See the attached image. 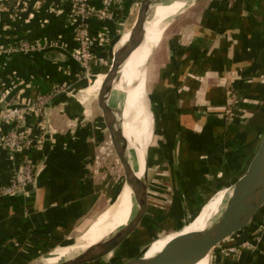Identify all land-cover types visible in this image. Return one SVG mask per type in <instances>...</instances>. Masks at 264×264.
<instances>
[{
  "label": "crops",
  "instance_id": "1",
  "mask_svg": "<svg viewBox=\"0 0 264 264\" xmlns=\"http://www.w3.org/2000/svg\"><path fill=\"white\" fill-rule=\"evenodd\" d=\"M5 1L0 0V47L26 38L53 40L67 54L77 49L68 0H18L16 5ZM89 1L94 9L103 4V0ZM136 1L112 0V20H87L92 33H104L91 47L102 70L132 26L127 27V17ZM252 7L251 0H206L177 32L163 38L170 21L151 54L157 50L150 72L157 73L154 98L161 104L160 125L166 140L161 157L152 165L158 169L154 178H170L172 194L180 196L182 210L190 218L226 187H222L225 180L243 174L264 134V34L253 30ZM77 70L78 64L70 58L53 61L0 52V77L14 86L9 97L31 101L41 87L37 79L52 81L50 89L57 83L67 87L46 108L44 125H37L33 116L28 120L45 132L41 150H23L16 156L0 150V186L25 162L33 165L35 174L28 188L0 196V264H23L22 249L68 236L105 211L97 215L105 189L93 174V143L101 136L103 122L95 116L91 104L95 99L87 104L80 100L78 84L89 79L76 77ZM230 86L237 87L245 101L228 120L221 108ZM3 103L0 96V106ZM262 222L264 213L248 232L234 236L232 242L238 243L231 245L251 238ZM234 255L233 261L225 258L227 263L264 264V232L255 249H239Z\"/></svg>",
  "mask_w": 264,
  "mask_h": 264
},
{
  "label": "rangeland",
  "instance_id": "2",
  "mask_svg": "<svg viewBox=\"0 0 264 264\" xmlns=\"http://www.w3.org/2000/svg\"><path fill=\"white\" fill-rule=\"evenodd\" d=\"M205 1L206 0H196L190 7L186 8L184 11L178 13L175 17H173L170 23L171 24L170 28L168 30L166 29L163 33V38L173 34V32H177L182 27L181 24L185 23V21L192 14L196 15V13L204 5ZM139 2L140 0H137L136 4L133 5V7L130 9V12L128 13L127 27L133 25L135 21ZM263 34H264V29H263ZM156 52L157 50L154 51L153 55H150L151 56L150 62L148 61L150 56L147 59L148 72H147L145 92H144L146 109L150 113V120H151L150 136L148 139L149 141L145 147L144 155H143L144 164H145V175H143V181L145 182L146 190H147V213L144 219L142 220V222L135 229V231L121 245H119L112 252L101 257L100 259H97L92 262H87L84 264L124 263L129 258L136 255L139 251L148 247V245H150L151 243L153 244L151 246L152 248L153 246L160 244L166 239H169L170 237L179 234L184 226L189 224L191 220H194L201 213V211L204 209L206 205L205 203H207L209 200H212L213 197L216 196L217 192H215L211 197L205 200L204 202L205 205L201 204L202 206L200 207L202 208L199 210V212H197L194 218L192 217L190 218L187 212L185 214H182L184 212H182V207L180 205L181 203L179 199L177 204L176 201L175 202L172 201L171 198L175 197L172 193L175 190L174 187L171 186V184L169 183L170 178H154L158 169L152 165L156 164L157 161L159 160V157H161L162 147L166 143L163 133L161 132L162 125H160L159 114L161 112V104L154 98L155 95H157L156 88L154 86V83L156 82L155 80L157 78V73L150 72V65L151 62L154 61ZM110 65H111V60L109 59V64L105 66L107 67L106 71L108 70ZM95 74H99V73L97 72L91 74L90 78ZM90 78L88 82H84L83 83L84 85L82 84L83 86L78 88V89H82L80 92V100L83 101L85 104H87L88 101L95 99L97 91L99 89V87L90 89L91 88V85L89 84L91 80ZM91 104L95 110V113L97 114L95 116H97V118L99 120H102L103 122L101 111L99 108H97L96 105L97 104L96 100L95 101L93 100ZM101 130H102L101 136L98 137L97 140H95L93 143L95 158H96L93 174L95 175V178H100L99 182L102 183V186L105 189L104 203L102 204L101 210L97 215H99L104 210L106 211L108 207L116 203L117 204L119 203V208H120L124 203V200L127 195V184L125 182L123 170L115 154L114 148L111 144L109 133L105 127L104 122ZM101 147L104 148L101 149ZM234 179L225 180L226 182L222 184V187L227 185L232 186L236 182V179L235 180ZM117 199L120 200L118 201ZM105 211L103 212V214L105 213ZM261 213L264 212L261 211L260 213H258L257 217L253 220V222L257 221L258 217L261 216ZM103 214L101 213L98 217L96 215L97 219ZM92 221L93 220L89 221L88 223L85 222L80 227H78V229L74 230L72 233L67 234L68 236H64L61 239L51 240V242H47L43 244V246H40L38 243L30 244L28 248L26 247V250L24 249L21 250L25 252V260L23 261L21 260V261L23 262V264L38 262L42 258L45 259L46 257L50 256L51 253H53L60 247L77 243V239L81 236L82 233H84L87 230L88 226ZM249 227H251V224ZM249 227L248 228L246 227V229L243 230L240 233V235H244L246 232H248ZM237 235L238 233L234 236ZM234 236H232L224 243L217 245L210 251L208 257V264H230V262L227 263L225 258L228 259L229 261H233V258L235 257L234 254H231V257L228 256L229 258L227 256L220 254L223 252L224 248H228V246L233 244L232 241L234 239L232 238ZM167 243H165L164 247L166 246ZM218 257L220 259H218Z\"/></svg>",
  "mask_w": 264,
  "mask_h": 264
},
{
  "label": "water",
  "instance_id": "3",
  "mask_svg": "<svg viewBox=\"0 0 264 264\" xmlns=\"http://www.w3.org/2000/svg\"><path fill=\"white\" fill-rule=\"evenodd\" d=\"M157 0H140L137 14L130 28V37L121 57L114 51L111 65L104 73L95 100L101 111L102 119L109 133L111 144L122 167L126 184L137 204V212L133 220L107 242L81 252L60 262L44 261L30 264H84L109 254L121 245L138 227L147 213V190L145 182L140 180L130 162L121 128V114L114 115L105 104V95L114 82L120 78V69L130 54L141 44L144 25L148 11ZM37 55L53 61H65L70 54L56 47L45 48L37 52L25 53ZM264 204V134L249 160L243 174L233 184L232 194L220 218L208 230L198 235L183 238L188 232L181 234L176 240L167 244L152 257L145 256L148 247L139 251L122 264H192L208 255L210 251L243 231Z\"/></svg>",
  "mask_w": 264,
  "mask_h": 264
},
{
  "label": "bare ground",
  "instance_id": "4",
  "mask_svg": "<svg viewBox=\"0 0 264 264\" xmlns=\"http://www.w3.org/2000/svg\"><path fill=\"white\" fill-rule=\"evenodd\" d=\"M196 0H157L151 5L144 25L141 44L130 54L120 69V78L114 82L105 95V104L114 114H121V128L127 153L138 178L143 181L145 175L144 150L150 136V113L146 109L145 85L147 78V59L157 46L162 32L178 13L190 7ZM124 32V31H123ZM130 37V30L124 32L115 51L121 57ZM149 61V60H148ZM104 74H95L89 84L90 89L100 87ZM88 84V86H89ZM152 144V143H151ZM123 190V189H122ZM233 185H227L217 191L216 196L209 200L201 213L183 227L179 234L153 246L148 245L145 256L152 257L160 252L165 243L176 240L181 234L188 232L183 238H189L205 232L223 213L232 194ZM122 192V191H121ZM121 196V195H120ZM119 197V196H118ZM117 197V198H118ZM118 200V199H117ZM120 200V199H119ZM118 200V201H119ZM137 212V204L127 185V195L119 208V203L108 207L105 213L96 219L77 239V243L60 247L50 254L44 262L55 263L85 252L113 238ZM166 244V245H167ZM209 254L192 264H208ZM40 260V261H41Z\"/></svg>",
  "mask_w": 264,
  "mask_h": 264
},
{
  "label": "built area",
  "instance_id": "5",
  "mask_svg": "<svg viewBox=\"0 0 264 264\" xmlns=\"http://www.w3.org/2000/svg\"><path fill=\"white\" fill-rule=\"evenodd\" d=\"M70 3L69 18L74 23V39L77 42V49L70 54L71 58L78 64L76 77H86L92 73V66L97 63L96 53L91 50L93 42L100 40L101 32L96 34L87 22L88 19L94 18L100 22L113 19L112 0H103L100 9H94L89 0H68ZM108 40V39H107ZM102 41L100 42V44ZM57 47V42L53 40H29L26 38L17 39L12 44L0 47V52L4 53H29L44 50L45 48ZM14 88L8 85L0 77V96L4 102L0 106V150L11 156H16L23 150L37 149L41 150L45 142V132L40 128H34L28 123L30 117L37 119V125H44V115L46 108L51 104L54 97L60 92H65L66 86L55 84L48 93L36 94L31 97V101L21 102L19 96H8V93ZM237 87L230 86L227 89V101L222 106V111L228 120H231L241 109L239 103L245 99L242 94L237 93ZM227 120V121H228ZM37 127V126H36ZM34 167L30 162H25L22 167L13 172L10 181L0 186V196L15 194L28 188L34 183ZM264 232V222L260 224L257 232L241 242L238 245H230L224 248L221 255L229 256L236 254L241 249H255L262 241ZM253 237V238H252Z\"/></svg>",
  "mask_w": 264,
  "mask_h": 264
},
{
  "label": "trees",
  "instance_id": "6",
  "mask_svg": "<svg viewBox=\"0 0 264 264\" xmlns=\"http://www.w3.org/2000/svg\"><path fill=\"white\" fill-rule=\"evenodd\" d=\"M251 1H253V7H255V8H253V9H251V11H250V13L251 14H253V15H255V22H252L251 23V25L254 27V29L253 30H260V31H262L263 32V29H264V1L263 0H251ZM17 2H18V0H6L5 1V4H8V5H16L17 4ZM261 17V18H260ZM250 19H252V18H250ZM259 19V20H258ZM253 20V19H252ZM251 20V21H252ZM97 72H103V73H105L106 72V68H105V70H102V68H101V66L100 65H97V64H94L93 66H92V73H97ZM37 81H39L40 83V89L38 90V91H36V92H38V93H41V94H44V93H48L51 89H50V87H51V85H52V81H46V82H43V81H41V80H38L37 79ZM84 82H86V81H82V82H80L78 85V87L77 88H80V87H82L84 84ZM83 84V85H82ZM37 94V93H36ZM35 96V94H33V97ZM180 198V196L179 195H177V196H175V198H174V202L176 201V204L178 203V199ZM180 201V200H179ZM178 209V208H177ZM180 209V208H179ZM260 212L261 211H263L264 212V204L261 206V208H260V210H259ZM182 212H183V210H182ZM258 213L259 212H257L256 213V215L252 218V220L250 221V223L248 224V227L250 226V224L253 222V220L257 217V215H258ZM182 214H184V213H182ZM233 244L235 243V242H232ZM238 243V242H237ZM237 243H235V244H237ZM21 245L22 244H20V246L19 247H21ZM245 264V263H244Z\"/></svg>",
  "mask_w": 264,
  "mask_h": 264
}]
</instances>
